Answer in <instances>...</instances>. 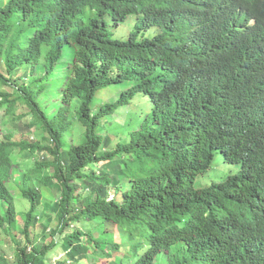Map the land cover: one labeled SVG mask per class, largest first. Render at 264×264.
I'll use <instances>...</instances> for the list:
<instances>
[{"label": "trees", "instance_id": "trees-1", "mask_svg": "<svg viewBox=\"0 0 264 264\" xmlns=\"http://www.w3.org/2000/svg\"><path fill=\"white\" fill-rule=\"evenodd\" d=\"M225 1L0 0L4 126L39 132L0 131V243H16L0 264H264V72L238 75L214 50L239 13L216 16ZM237 3L264 22V0ZM147 102L139 128L112 129ZM51 189L56 225L34 234Z\"/></svg>", "mask_w": 264, "mask_h": 264}, {"label": "rangeland", "instance_id": "rangeland-1", "mask_svg": "<svg viewBox=\"0 0 264 264\" xmlns=\"http://www.w3.org/2000/svg\"><path fill=\"white\" fill-rule=\"evenodd\" d=\"M134 21V19L132 18H129L126 22H124L122 25H120V27L118 28L119 30L125 32L126 34L128 33V25L129 24H132ZM122 32V33H123ZM45 70L44 69H41V68H38L35 70V73L31 76V78H36V77H39L40 75L44 74ZM5 87H3L4 89ZM5 91L7 92H10L12 93V90L11 89H4ZM108 91H115L114 93H111L110 94L112 96H117L119 91L116 90V89H109ZM54 98H56V96H54ZM104 98L102 97L101 98V101H104L103 100ZM110 101V100H108ZM140 105V106H139ZM139 105L134 108L132 106H129L128 108H124V107H120L118 108V110L115 112V114H113L112 116L110 115V119L111 121L110 122H113L112 125V129H120L122 126L123 123L125 124L126 121H129L130 119H132L134 116L138 117L137 121L135 122V124L133 126H131L129 130H134V129H137L139 128L140 126V123L143 119V116H145V112H147L150 108V103L147 102V103H139ZM16 114H22L23 113V107H21L20 105H18L16 107ZM141 111H145L143 114H139V112L141 113ZM4 109L1 108L0 109V131L1 132H4L5 129H8V127L11 128V130H13V138L15 140H18L20 138H28V139H32L34 136L37 137V134L39 132H33L31 131V135L29 134H25V133H21V132H18V128H16L13 124H11L10 122L7 123L6 126H4ZM5 119V118H4ZM105 119V118H103ZM22 121L24 123L27 124L28 122V117H25L22 119ZM108 126V125H106ZM74 133H71L72 135L70 136L71 137V141L73 142H80L81 139L80 138V133L82 132L83 128L81 127V125L76 122L74 124ZM105 131V129H104ZM33 133V134H32ZM120 134L122 135H125L126 134V131H122L120 130ZM17 151V150H16ZM19 163H20V169L21 170H24V168L26 167H30V166H33V163H34V159L32 158H27V157H21L19 158ZM211 182H213V177L211 175L210 172H207V173H204V174H201V175H198L195 182H194V185L196 188H204V187H207ZM11 192L14 194L15 196V204H16V208L18 211H21V212H25L28 210V207H29V204L28 202L25 200V199H22L21 196H20V193H19V189H18V186H17V182H13V183H10L8 184ZM56 192L52 189L51 190H48L46 192V194H44V201H43V204L41 205V207L39 208V211H41V209H43V214L40 216L41 219L39 220V223L33 227V233L34 234H41L43 233V228L45 229V227L47 226H50V227H54L56 225V219L53 220V217L55 216V211L53 209H51V205L56 201L57 199V196H56ZM18 224L19 225H22V220L20 219V217H18ZM76 227V224H74L73 227H70L68 230L69 232L72 231L73 229H75ZM22 230V227L18 228L17 230H15L13 232V235L19 239V235H18V232H20ZM120 236H122L120 234ZM0 237H3L4 238V235L3 234H0ZM139 239V238H138ZM16 245V243H9V241H3L0 243V254L2 256H5L7 258H9V255L13 254V251H14V246ZM58 251V250H57ZM62 254V252H59L57 254V256L59 257V254ZM56 258V257H55Z\"/></svg>", "mask_w": 264, "mask_h": 264}, {"label": "clouds", "instance_id": "clouds-1", "mask_svg": "<svg viewBox=\"0 0 264 264\" xmlns=\"http://www.w3.org/2000/svg\"><path fill=\"white\" fill-rule=\"evenodd\" d=\"M231 10H237L239 13L230 18L231 24L223 36H220L222 40L219 45L222 48L214 50L219 58H227L223 65L236 71L238 75L241 73L248 75L253 69L264 72V22H258L255 17L244 18L240 13L237 0H226L223 6L217 10L216 16L220 17ZM214 18H207V23L213 22ZM251 27H253V30L260 27V30L256 33L254 32V37L246 41L244 33ZM144 118L145 116H143ZM258 184L264 189V172L262 179H258ZM262 241L264 243V240Z\"/></svg>", "mask_w": 264, "mask_h": 264}]
</instances>
